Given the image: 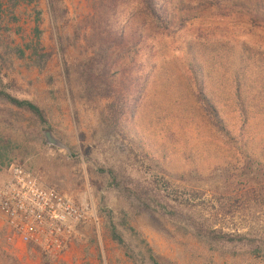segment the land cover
I'll return each instance as SVG.
<instances>
[{
    "label": "rangeland",
    "instance_id": "1",
    "mask_svg": "<svg viewBox=\"0 0 264 264\" xmlns=\"http://www.w3.org/2000/svg\"><path fill=\"white\" fill-rule=\"evenodd\" d=\"M241 2L158 38L139 114L119 133L108 101L80 78L97 0H55V15L47 0H0V93L41 112L0 95V182L21 166L97 218L76 226L60 258L9 246L0 225V264H264V30L240 13L264 0ZM241 44L246 120L228 69ZM190 47L210 63L208 91L230 140L199 115L182 74ZM45 131L66 149L46 145Z\"/></svg>",
    "mask_w": 264,
    "mask_h": 264
},
{
    "label": "trees",
    "instance_id": "2",
    "mask_svg": "<svg viewBox=\"0 0 264 264\" xmlns=\"http://www.w3.org/2000/svg\"><path fill=\"white\" fill-rule=\"evenodd\" d=\"M47 3L50 13L55 15V0H47ZM237 5H242L241 0H97L85 26L90 56L81 68L80 78L85 90L108 101L106 112L110 126L121 133L126 122L138 116L146 93L147 75L143 73L144 64L149 57H153L154 44L158 38L173 36L190 20L206 13L216 15L225 9L221 15L227 17ZM251 7L247 12L240 13L264 30V8L255 3ZM256 16L263 21L260 22ZM242 46L243 44L239 48L232 46L233 56L228 69L230 89L236 100L237 111L242 120H246L247 110L241 100L242 70L246 64L240 54L238 56L235 52ZM141 54L144 55L138 60ZM207 61L205 57H198L191 47L188 48L182 74L198 104L199 115L221 137L230 140V134L208 91L207 70L210 63ZM0 95L17 109L41 117L40 110L33 104L1 93ZM244 151L242 153L245 155ZM197 232L199 236H208L207 231ZM209 235L213 236V232H209Z\"/></svg>",
    "mask_w": 264,
    "mask_h": 264
},
{
    "label": "built area",
    "instance_id": "3",
    "mask_svg": "<svg viewBox=\"0 0 264 264\" xmlns=\"http://www.w3.org/2000/svg\"><path fill=\"white\" fill-rule=\"evenodd\" d=\"M97 222L92 210L78 205L21 166H12L0 182V225L5 242L31 246L60 258L71 244L77 225Z\"/></svg>",
    "mask_w": 264,
    "mask_h": 264
},
{
    "label": "water",
    "instance_id": "4",
    "mask_svg": "<svg viewBox=\"0 0 264 264\" xmlns=\"http://www.w3.org/2000/svg\"><path fill=\"white\" fill-rule=\"evenodd\" d=\"M43 135H44V142L46 145L64 150L66 149L65 145L60 140L55 138L52 132L45 131Z\"/></svg>",
    "mask_w": 264,
    "mask_h": 264
}]
</instances>
